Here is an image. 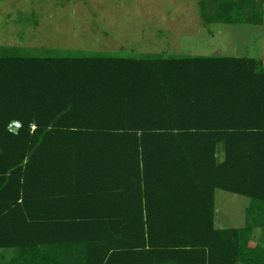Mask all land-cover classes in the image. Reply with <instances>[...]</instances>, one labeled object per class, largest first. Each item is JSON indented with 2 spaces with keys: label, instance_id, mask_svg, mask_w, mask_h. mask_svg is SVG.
<instances>
[{
  "label": "trees",
  "instance_id": "trees-1",
  "mask_svg": "<svg viewBox=\"0 0 264 264\" xmlns=\"http://www.w3.org/2000/svg\"><path fill=\"white\" fill-rule=\"evenodd\" d=\"M219 189L243 227H217ZM0 264H264V58L0 55Z\"/></svg>",
  "mask_w": 264,
  "mask_h": 264
},
{
  "label": "rangeland",
  "instance_id": "rangeland-1",
  "mask_svg": "<svg viewBox=\"0 0 264 264\" xmlns=\"http://www.w3.org/2000/svg\"><path fill=\"white\" fill-rule=\"evenodd\" d=\"M15 54L264 58V21L210 22L199 0H0V55ZM250 201L217 190V227H243Z\"/></svg>",
  "mask_w": 264,
  "mask_h": 264
},
{
  "label": "built area",
  "instance_id": "built-area-1",
  "mask_svg": "<svg viewBox=\"0 0 264 264\" xmlns=\"http://www.w3.org/2000/svg\"><path fill=\"white\" fill-rule=\"evenodd\" d=\"M21 126L22 123L19 120H13L9 123L8 129L10 132L17 134ZM32 129H35V125H32Z\"/></svg>",
  "mask_w": 264,
  "mask_h": 264
},
{
  "label": "crops",
  "instance_id": "crops-1",
  "mask_svg": "<svg viewBox=\"0 0 264 264\" xmlns=\"http://www.w3.org/2000/svg\"><path fill=\"white\" fill-rule=\"evenodd\" d=\"M5 252H7L8 256H9V254L12 253V250H7V251H5Z\"/></svg>",
  "mask_w": 264,
  "mask_h": 264
}]
</instances>
